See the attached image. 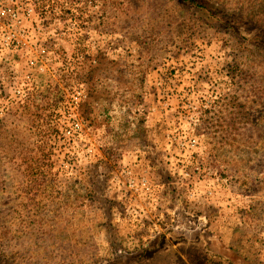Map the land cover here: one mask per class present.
<instances>
[{"label":"rangeland","instance_id":"obj_1","mask_svg":"<svg viewBox=\"0 0 264 264\" xmlns=\"http://www.w3.org/2000/svg\"><path fill=\"white\" fill-rule=\"evenodd\" d=\"M1 8L0 264H264V0Z\"/></svg>","mask_w":264,"mask_h":264},{"label":"built area","instance_id":"obj_2","mask_svg":"<svg viewBox=\"0 0 264 264\" xmlns=\"http://www.w3.org/2000/svg\"><path fill=\"white\" fill-rule=\"evenodd\" d=\"M2 9V10H1ZM0 9V19H4V16L6 15V13H7V9H5V8H1ZM2 20H0V21H2Z\"/></svg>","mask_w":264,"mask_h":264}]
</instances>
